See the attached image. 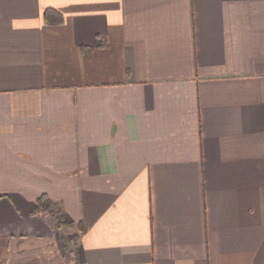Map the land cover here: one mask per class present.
Instances as JSON below:
<instances>
[{
    "label": "crops",
    "instance_id": "0c3cea01",
    "mask_svg": "<svg viewBox=\"0 0 264 264\" xmlns=\"http://www.w3.org/2000/svg\"><path fill=\"white\" fill-rule=\"evenodd\" d=\"M0 264H264V0H0Z\"/></svg>",
    "mask_w": 264,
    "mask_h": 264
},
{
    "label": "trees",
    "instance_id": "16d2710c",
    "mask_svg": "<svg viewBox=\"0 0 264 264\" xmlns=\"http://www.w3.org/2000/svg\"><path fill=\"white\" fill-rule=\"evenodd\" d=\"M43 20L47 23V24H51V25H58V24H61L64 20L63 18V14L55 9V8H52V7H47L44 9L43 11ZM82 51L85 52V51H89L90 49L88 47H81ZM44 195H41V198L43 197ZM40 197H39V208L42 207L43 203L40 202ZM79 227L81 229H83V225L80 223L79 224Z\"/></svg>",
    "mask_w": 264,
    "mask_h": 264
}]
</instances>
